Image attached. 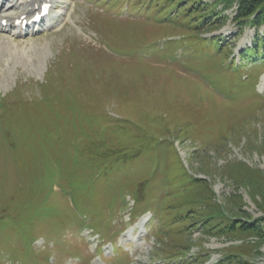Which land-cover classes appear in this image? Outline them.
<instances>
[{
  "label": "rangeland",
  "instance_id": "1",
  "mask_svg": "<svg viewBox=\"0 0 264 264\" xmlns=\"http://www.w3.org/2000/svg\"><path fill=\"white\" fill-rule=\"evenodd\" d=\"M161 3L176 20L148 21ZM127 7L126 19L109 17ZM235 8H74L100 47H140L128 60L69 28L0 34L12 39L0 48V98L9 91L0 99V264H88L78 217L118 245L123 212L151 214L150 235L125 256L114 248L117 263L264 264V62L242 58L255 30L234 23ZM169 38L172 51L154 47Z\"/></svg>",
  "mask_w": 264,
  "mask_h": 264
},
{
  "label": "trees",
  "instance_id": "2",
  "mask_svg": "<svg viewBox=\"0 0 264 264\" xmlns=\"http://www.w3.org/2000/svg\"><path fill=\"white\" fill-rule=\"evenodd\" d=\"M233 1L236 3V8L232 20L241 27V30L244 26L253 27L255 29V39L250 52L255 56L259 57V55H262L261 57H264V31L259 35L260 27H264V0H227L229 3ZM193 4L194 1H191V6L193 8L192 12H201V6L199 7ZM210 7H214V5L210 4L205 7L208 13H212L213 9ZM217 16L213 17L212 15L210 23L218 19Z\"/></svg>",
  "mask_w": 264,
  "mask_h": 264
},
{
  "label": "bare ground",
  "instance_id": "3",
  "mask_svg": "<svg viewBox=\"0 0 264 264\" xmlns=\"http://www.w3.org/2000/svg\"><path fill=\"white\" fill-rule=\"evenodd\" d=\"M30 2H35V0H30ZM6 16H9V15H6ZM5 42H8V40L7 39H5ZM9 42H10V40H9ZM11 42H13V41H11ZM3 48V47H2ZM3 54V53H2ZM8 60V59H7ZM11 63V62H10ZM17 63V62H16Z\"/></svg>",
  "mask_w": 264,
  "mask_h": 264
}]
</instances>
